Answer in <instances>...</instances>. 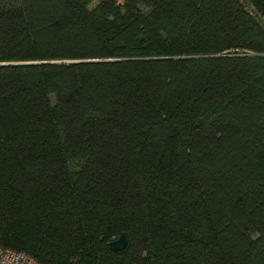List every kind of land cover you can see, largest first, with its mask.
Masks as SVG:
<instances>
[{
    "label": "trees",
    "instance_id": "16d2710c",
    "mask_svg": "<svg viewBox=\"0 0 264 264\" xmlns=\"http://www.w3.org/2000/svg\"><path fill=\"white\" fill-rule=\"evenodd\" d=\"M247 2L0 0V246L264 264V0Z\"/></svg>",
    "mask_w": 264,
    "mask_h": 264
},
{
    "label": "built area",
    "instance_id": "2783aa9c",
    "mask_svg": "<svg viewBox=\"0 0 264 264\" xmlns=\"http://www.w3.org/2000/svg\"><path fill=\"white\" fill-rule=\"evenodd\" d=\"M0 264H41L31 254L22 250L0 246Z\"/></svg>",
    "mask_w": 264,
    "mask_h": 264
},
{
    "label": "water",
    "instance_id": "95a60500",
    "mask_svg": "<svg viewBox=\"0 0 264 264\" xmlns=\"http://www.w3.org/2000/svg\"><path fill=\"white\" fill-rule=\"evenodd\" d=\"M128 240L126 235L122 234L118 238L113 239L112 241L109 242V247L113 251H122L125 249L127 246Z\"/></svg>",
    "mask_w": 264,
    "mask_h": 264
},
{
    "label": "rangeland",
    "instance_id": "374dc122",
    "mask_svg": "<svg viewBox=\"0 0 264 264\" xmlns=\"http://www.w3.org/2000/svg\"><path fill=\"white\" fill-rule=\"evenodd\" d=\"M242 2V4L244 5L245 9H247L248 11L252 12L253 14H255L254 9L252 8V6L247 2V0H240ZM96 2H93L91 5H94Z\"/></svg>",
    "mask_w": 264,
    "mask_h": 264
}]
</instances>
